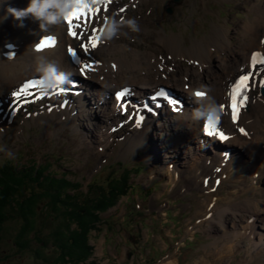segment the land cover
<instances>
[{
    "label": "rangeland",
    "instance_id": "1",
    "mask_svg": "<svg viewBox=\"0 0 264 264\" xmlns=\"http://www.w3.org/2000/svg\"><path fill=\"white\" fill-rule=\"evenodd\" d=\"M25 3H22L23 7ZM19 6V9H23L20 3ZM167 8L172 11H166ZM108 11L110 13L104 16L109 17L112 14L110 8ZM124 16L125 19L135 18L141 26L140 32H129L128 35L122 32L118 41L112 39L109 50L104 47L99 49L102 50L101 58L120 59L128 63L132 60L134 52L150 55L157 57L160 62L164 60L166 67L174 65L173 73L177 77L182 76L180 79L189 80L190 78L183 74L190 72L195 82L201 79L209 84L207 86H211L214 83L211 81L214 80L222 87L229 73L243 65L240 62L247 59L248 52L260 48L264 51V43L260 42V38L264 37V0H140L132 9H128ZM27 20V25L34 21L31 17ZM9 21L6 34L0 30L1 49L5 43L4 37L11 34L13 27L18 23L12 17ZM25 23L26 20L23 21V24ZM251 23L255 24L252 33L254 44L253 47H248L246 44L251 36L246 37L245 29ZM161 36L166 37V41L167 38L173 39L181 51H187L190 44L200 42L205 45L203 54L209 57V62L203 67L204 71L198 74L196 70L200 65H196L194 60L188 59L187 56L173 57L169 52V44L159 39ZM206 43L220 49L208 54ZM28 52H32L31 45L22 46L18 59L24 58ZM118 63L125 64L120 61ZM140 64L137 69L142 68L145 72H138V81L144 84L143 75L150 76L149 72L154 63L145 57ZM64 67L66 60L60 68ZM125 69L123 65L119 71L124 72ZM26 70L28 75H22L14 85L35 73L29 67ZM98 72L104 77V71ZM118 77L121 78L122 75L119 73L117 79L106 78L104 81L116 82ZM125 80L135 84L126 77ZM87 83L92 90L81 95H86L88 101L86 104L78 103V108L71 110L72 118L66 110L62 111L65 118L44 114V111L48 113L55 106L59 108L60 99L50 97L47 102H39L29 110H16L7 121L5 120L6 123L2 126L5 132L0 136V165L6 158L18 163H26L29 159L38 164L47 162L52 171H57L58 177L66 176L74 182H81L79 189L75 187L69 191H75L77 198L84 199L91 191L88 182L105 185L109 175L115 173L120 176L123 168L129 167L132 170L131 190L120 197L116 204L100 213L99 230L93 231L90 236V243L94 245L92 254L99 263L108 264L103 255L107 251L113 255L114 264H130L132 260H137L140 264L146 261V264L147 260L151 259H159L153 264H264V238L259 244L261 235L264 237V166L253 164L247 150L238 145V153L231 154L236 161L231 159L230 165L226 166V176H222L223 171L215 173L222 177L215 185L211 174L216 169V161L211 160L209 163L201 157V153L199 154L196 145L200 141L199 132L193 131L194 135L189 132L190 125L186 122L190 117L186 118L184 111L180 110V118L176 116L178 113L174 114L175 117L171 116L172 120L168 117L169 122L165 117H156L155 123L151 121L150 128L145 130L141 138L138 137L139 131L131 125H125L124 130L108 132L110 125L117 121L111 118L108 102H89L97 94L93 85L97 83L101 86L99 83H102L109 93L112 86L97 78ZM138 86L146 88L148 85ZM10 89L11 87L0 88V96L8 94ZM3 90H6V94L2 93ZM48 102L51 105L49 110ZM190 102L193 103L192 100ZM84 108L87 110H82ZM252 108L256 111L255 123L254 126L252 122L247 124L254 137L255 134L264 136V105L258 102L252 104ZM90 112L93 117L89 116ZM247 113V118L243 121L241 118L240 123L250 119L252 110L245 111L244 115ZM170 123L176 124L172 127ZM170 131L174 138L170 136ZM178 132L188 135L182 138L184 142L175 140ZM190 143L194 148L190 147ZM233 148L235 149L236 145H233ZM219 156L217 152L215 158ZM255 165L260 170L254 171ZM134 169L139 171L134 173ZM254 173L257 175L252 176ZM210 176L211 191L202 182V177L209 179ZM213 188H216L214 192ZM210 198L211 202L215 203L208 209ZM139 202L141 207L135 206ZM163 202L165 205H162ZM208 212H212L211 216L202 219ZM49 217L51 218L50 215ZM251 218L253 220L250 221ZM135 220L136 222H133ZM135 223L137 225H134ZM19 225L20 222L14 219L3 223L0 264H43L42 259L37 258L33 252L39 243L33 240L30 247L20 251L13 241V235ZM180 225L182 234L176 238L181 233ZM45 231L47 233L49 228L43 230L44 233ZM175 238L177 242L172 243ZM165 244L169 255L161 261L165 256L157 257L162 256ZM53 246L49 242L43 251L57 255ZM127 247L135 248L132 255L128 254Z\"/></svg>",
    "mask_w": 264,
    "mask_h": 264
},
{
    "label": "trees",
    "instance_id": "2",
    "mask_svg": "<svg viewBox=\"0 0 264 264\" xmlns=\"http://www.w3.org/2000/svg\"><path fill=\"white\" fill-rule=\"evenodd\" d=\"M27 164L9 159L0 165V237L3 223L14 219L20 225L13 241L20 251L33 240L39 243L33 252L43 264H99L89 260L94 249L91 233L99 230L100 213L131 189V169L124 167L120 176L112 173L105 185L88 184L90 195L84 199L69 191L80 183L58 177L48 164ZM49 242L57 255L43 251Z\"/></svg>",
    "mask_w": 264,
    "mask_h": 264
},
{
    "label": "bare ground",
    "instance_id": "3",
    "mask_svg": "<svg viewBox=\"0 0 264 264\" xmlns=\"http://www.w3.org/2000/svg\"><path fill=\"white\" fill-rule=\"evenodd\" d=\"M19 3L20 2L18 0L16 2H13V0H0V17H4L6 15V9L8 7H13V8L19 9L20 8ZM108 10H109V8H108ZM108 10L106 12H104L103 14L104 15L109 14L110 12ZM111 12H112V10H111ZM10 18H11V16H7L6 19L0 20V30L2 32H4V34H6V29H9L8 25L10 24V21H9ZM252 21L254 22L255 20H252ZM4 22H6V23H4ZM28 22H29V20H26V23L23 24V27H17V26L15 27L14 26L13 32H11V34L4 37L5 43L10 41V40H14L16 45L14 46L15 53L11 59L3 56V53L6 50L5 49V43L2 45V49L0 48V88H2V89L12 87L18 78H20L22 75H28L29 72H26V71H28L26 69L29 67L30 69L33 70L34 57L38 53L43 54V55L47 56L49 59L54 60L59 65V67H61L62 62L64 60H66L65 54L63 51V43H64L63 40L66 39V36L63 33V29L65 31L64 25L61 24L58 27H55V28L53 27V28H49L47 30H44L46 33L49 31H51V32L55 31L59 35V42L53 48H48L45 50L37 51L36 50L37 43L34 41L37 40V38L40 37L43 34V32L41 30H39L40 28H39L37 21H35V20L31 21V23L29 25H27ZM254 25L255 24H252V23L248 24L247 29H245L246 30V32H245L246 37L249 38L251 36L248 43L246 44L248 47H253V44H254V39H253V34H252L253 29H254ZM36 32H38L40 34H38ZM214 33H216V31ZM258 36H259V34H258ZM258 36L256 38H258ZM99 40H100V42L97 44L98 45L97 48L96 49L93 48V53L99 52V49L100 48L103 49V47L105 48V50H109L110 46L112 44V41H113V40L103 41L101 39L100 35H99ZM165 41H166V39H165ZM166 42L169 44V48L173 54L178 53L181 50L180 46L176 45V42L173 39L167 38ZM207 43L210 44L209 41ZM209 44H207V49L209 51L208 54L211 53V51L209 50V47H210ZM30 45L32 48V52H28V54L24 58H22L21 60L18 59V57H19L18 54L20 53L22 46L29 47ZM0 46H1V43H0ZM204 49H205V45H203L202 43L199 42L196 44H190L189 48H187V52H189V54L194 53V54H192L194 56V58L198 57V58L202 59V61L204 63L205 61L208 60L207 55L204 56V54H203ZM249 54H250V52H249ZM240 60H242V59H240ZM142 61H144V58L141 57L140 55L136 54L134 60L131 62H128L127 64H121V63L117 62L116 70L118 71L120 66L125 65L126 69L124 70V72H122V73H124L125 77L128 78L129 80H131L135 84H138V83L140 84V82L138 81L140 76H139L138 71H137L138 70L137 66H140L141 65L140 63ZM147 61H149V60H146V62ZM120 62L124 63L123 60H120ZM23 64L26 66H23ZM102 64L103 65L101 67L97 66L94 68V70L104 71L103 72L104 80H106V78H111L114 80L117 79V76H115V72L113 71V66L110 65L108 67L107 65H105V61H103ZM239 65L240 64H238V66ZM170 69H172V68H170ZM193 89H195V87L190 88V90H189L190 93L192 92ZM207 89L211 90L210 94L215 98L216 101L220 98L221 94L219 93L220 92L219 82H214L213 84H211V86H207ZM97 100H99V98ZM164 102H167V101L164 100ZM71 105L72 104L70 103L69 107ZM184 107H186V106H184ZM171 108H173V107H171ZM194 108H195V106H194ZM57 109H58V111H57ZM66 111L69 113L71 110L69 109ZM132 111L133 110H131V112ZM244 113H245V111H243V113H242V117H241L242 121H243V119H246L247 116L249 115V113H247V115H244ZM48 115L54 116V117L55 116L63 117L64 113L61 110H59V108L57 107L53 111H51V113ZM180 115H182V113L180 114V112H179L176 115L177 118H180ZM69 117L72 118L71 115ZM64 118H65V116H64ZM190 119L191 118H188L186 123L190 125L189 132H191L194 135L195 133L193 131H196L195 128H196L197 124L195 123L193 126H191L193 122ZM242 121H241V123H242ZM146 126H147L146 123H144L143 121L140 122V124L138 126V129H139V136L138 137L139 138H141V136H143L145 134L144 131L146 129ZM148 129L149 128H147V130ZM228 132H229V136H228V139L226 141L229 144L241 145L249 153L248 155H249L251 162L253 164L257 163V164H261L264 166V136H262V135L260 136L258 134H255L256 136L253 137L251 141H245V140H242V138L240 137L239 134L232 132L231 130H229V128H228ZM262 134L264 135V133H262ZM229 165L227 164V166H229ZM262 238H264V237L261 235V237L259 238V244H260V242L262 243ZM263 242H264V240H263Z\"/></svg>",
    "mask_w": 264,
    "mask_h": 264
},
{
    "label": "clouds",
    "instance_id": "4",
    "mask_svg": "<svg viewBox=\"0 0 264 264\" xmlns=\"http://www.w3.org/2000/svg\"><path fill=\"white\" fill-rule=\"evenodd\" d=\"M84 3L85 0H28L27 7L23 9L8 7L6 16L0 17V20L11 16L18 22L17 27H23L24 19L31 17L38 22L40 30L43 31L65 23L68 16L74 10L81 8ZM140 30L141 26L135 18L116 19L112 16L105 18L100 37L103 41H110L122 32L124 35H128L129 32L138 33ZM33 71L37 74V91L41 95L62 91L64 86L69 83L72 75L70 72L63 71L54 60L39 53L34 57ZM210 91V89L205 88L192 91L190 98L196 105L191 112L193 123L205 126L210 119L218 121L223 114L221 106L210 94ZM197 93H202V95H197Z\"/></svg>",
    "mask_w": 264,
    "mask_h": 264
},
{
    "label": "snow or ice",
    "instance_id": "5",
    "mask_svg": "<svg viewBox=\"0 0 264 264\" xmlns=\"http://www.w3.org/2000/svg\"><path fill=\"white\" fill-rule=\"evenodd\" d=\"M107 3L108 0H85V3L82 5V7L77 10H74L73 13H71L66 20V22L69 25V35H72L75 38L77 36V32L75 31V29L80 28L79 20L81 19V17L84 18V28L81 29L79 33V38L82 41H85V43H83L84 53H88L90 49L95 48L99 42V38L96 36H91V37L86 36V30L89 25V17L96 14L101 4H103L104 7L106 8ZM74 19L77 21L76 24H73ZM54 45H55V40L49 37L43 40L42 42H40L37 45L36 50L40 51L47 47H52ZM68 52L73 58H76L79 54L78 51L72 47L68 49ZM77 63H79V60H77ZM255 63H256V55L254 54L253 64ZM84 67L91 68L92 65L90 64L84 65ZM250 75L251 73H249V75L241 76V78L237 81V83L233 86V88L229 92V96L231 100L230 108L232 111V118L234 121L238 118L239 110L244 106V104L247 101V95H246L247 81L249 80ZM37 84H38L37 81L26 82L25 85H23L17 92L14 93V96L16 97L17 100H20L21 96L30 95L31 93L28 90L32 87H37ZM261 86L264 87V81H261ZM126 94H127V90L121 91L117 93V98L120 99L121 97H124ZM160 95H164V93L161 92ZM197 95H202V93H197ZM25 102H29V101H25ZM172 103H175V101H172ZM221 109L222 111L224 110L223 106H221ZM142 119L143 117H141L136 121L137 126H139ZM218 123L219 120L213 121L210 119L208 123L205 124L204 131L208 136L216 135L219 137L220 140L226 141L228 137L218 131L217 129ZM241 131L243 132L244 130L241 129Z\"/></svg>",
    "mask_w": 264,
    "mask_h": 264
}]
</instances>
